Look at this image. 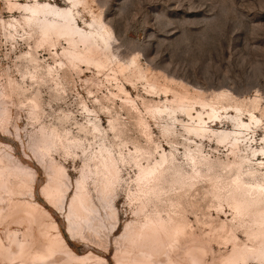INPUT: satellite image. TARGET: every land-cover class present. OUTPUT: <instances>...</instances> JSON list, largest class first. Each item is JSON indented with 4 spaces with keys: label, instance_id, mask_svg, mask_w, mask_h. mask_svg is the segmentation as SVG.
<instances>
[{
    "label": "bare ground",
    "instance_id": "1",
    "mask_svg": "<svg viewBox=\"0 0 264 264\" xmlns=\"http://www.w3.org/2000/svg\"><path fill=\"white\" fill-rule=\"evenodd\" d=\"M67 1L72 7L82 2ZM8 4L21 9L24 14L20 19L1 20L2 25L13 32L25 29L24 38H34L35 48L47 46L52 50L63 39L67 46L63 48L62 55L68 66L107 62L111 32L103 23L93 26L84 21L81 27L75 18L77 12L72 7H59L51 0H29L25 3L9 0ZM37 54L32 47L23 54L27 70L22 74V80L29 76L33 83L49 82L54 97L62 99L65 93L63 63L43 65ZM22 83L13 82V90L25 94L27 89ZM150 88L153 90L154 86L150 85ZM122 92L125 95L123 103L128 110L135 112L144 144L131 141L124 124L117 123L115 119L109 124L112 134L109 138L99 124V118L89 114L92 111L86 106L83 110L88 115L83 123L70 113L62 112L56 118V124L40 121L35 131L38 143L34 154L47 176L40 190L46 202L61 211L62 201L71 186L75 187L64 214L66 233L81 239L90 234L101 242L102 237L98 239L99 230L103 232L104 229L99 226L105 223L106 226L111 225L114 234L118 229L115 203L119 190L125 187L126 198L135 202L137 208L134 206L135 218L125 224L118 238H114L116 264H182L183 259L177 253L182 246H185L188 264H203L201 253L204 251L199 247L197 249L201 253L198 255L195 252L196 240L187 215L188 207L193 205L191 200L200 195L203 200L210 198L217 213L226 212L223 210L226 206L237 222V228L247 237L246 243H237L236 237H231L233 244L224 259L225 264H247L249 258L264 264V136L262 146L258 147L254 129L261 120L248 110V119L241 113L231 115L232 129H229L230 121L220 119L217 108L200 100L193 102L185 96H175L154 104L145 102V111L155 121L165 141L161 143L154 138L150 124L128 91L122 88ZM5 95L6 92L0 91L1 100ZM218 95L220 99L221 94ZM26 100L34 109L36 120H39L40 95L31 92ZM195 103L201 109L208 107L210 110L202 111ZM232 108L236 112L243 111L238 106ZM8 119V109L0 108L2 129H6ZM206 142L216 144L215 148L219 145L227 147L229 156L225 159L209 157L204 150ZM4 147L8 146L0 143V203L5 198L8 203L6 208L0 206V221L16 216L15 221L25 220L27 224L23 238H18L16 231L8 235L7 244L0 238V254L9 260L20 261L28 256L30 264H106L103 257L91 251L76 254L59 231L57 223L51 219L44 220L49 213L32 200V170L16 163L15 156ZM60 149H65L64 154L81 161L75 183L70 181L66 166L55 158ZM33 225L44 239L40 246H34L32 242ZM225 225V222H220V229ZM230 227L233 230V225ZM56 256H61L60 261L54 260Z\"/></svg>",
    "mask_w": 264,
    "mask_h": 264
},
{
    "label": "rangeland",
    "instance_id": "2",
    "mask_svg": "<svg viewBox=\"0 0 264 264\" xmlns=\"http://www.w3.org/2000/svg\"><path fill=\"white\" fill-rule=\"evenodd\" d=\"M8 1L0 0V91L6 92L3 100L0 98V108H7L9 112L6 129L0 127V143L8 146L4 148L15 156L16 163L32 170V200L49 213L44 220L51 219L57 223L59 231L76 254L91 251L103 257L106 264H116L114 238H118L125 224L135 218L133 211H136L137 204L128 201L126 188L122 187L115 203L118 229L114 234L111 232V225L106 226L105 223L99 226L104 229L103 232L99 230L98 239L102 237L101 242L90 234L86 235V239L67 234L64 214L68 210L75 187L71 186L70 192L62 201L61 211L48 204L42 196L40 190L46 183L47 176L34 154L38 143L35 131L40 121L56 124V118L62 112H68L79 123H83L88 115L83 110L86 106L92 111L89 114L99 118V124L109 134V138L112 137L109 124L115 119L117 123L124 124L131 141L143 143L135 112L128 110L123 103L124 88L150 124L154 138L161 143L165 141L160 136L155 121L145 111L144 103L154 104L163 102L166 97L173 99L175 96H185L193 102L200 100L217 108L220 119L230 121L229 129H232L231 115L241 113L242 117L248 119V110L254 112L261 120L254 128L256 145L262 146L264 0H82L74 7L67 0H51L52 4L59 7H72L77 12L75 18L81 27L84 26V21L93 26L100 22L111 32L107 62L99 65L80 63L77 67L68 66L62 55L63 48L67 46L63 39L52 50L47 46L35 48L34 38H24L25 29L13 32L6 25L4 27L1 20L7 22L12 18L20 19L24 14L21 9L10 7ZM27 1L29 0H18L20 3ZM10 31L13 32L11 35ZM9 35L14 37L10 38ZM31 47L38 53L41 64L63 63L62 82L65 93L62 99L54 97L55 93L49 82L33 83L29 76L22 80L21 76L27 70L23 54ZM9 80L23 82L27 89L25 94L13 90V82L10 83ZM150 85L154 86L153 90ZM31 92L38 93L41 98L39 120H36L34 109L26 100ZM218 94H221L220 99ZM195 106L202 111L210 110L208 107L201 109L198 103ZM233 106L241 107L243 111L236 112ZM228 111L232 112L227 114ZM224 126L226 128L227 124ZM72 128L76 133L74 125ZM215 146L212 142L205 143L204 150L209 157L225 159L229 156L227 147ZM63 151L65 149H60L55 158L66 166L70 181L75 183L79 177L81 161ZM130 173L132 174V170ZM24 198L27 199V195ZM191 202L193 205L188 207L187 215L192 225V236L196 240L195 252L199 255L201 251L197 248H203V264H225L224 259L233 244L231 237L234 235L237 243H246V235L237 228V222L226 206L223 209L226 212L217 213L210 198L203 200L200 195H196ZM7 203L5 198L0 206L6 208ZM15 217L0 221V238L5 244L8 235L11 236L14 231L20 239L26 234V221H15ZM220 222H225L224 230L220 229ZM232 225L233 230L230 227ZM32 227V242L34 246H40L44 239L39 236L36 226ZM29 238L31 241V229ZM184 252L185 246L177 250L178 257L183 259L182 264H188ZM0 256V264H30L28 256L23 261H10L3 255ZM60 259L61 256L54 257L55 261ZM247 264L261 263L249 258Z\"/></svg>",
    "mask_w": 264,
    "mask_h": 264
}]
</instances>
